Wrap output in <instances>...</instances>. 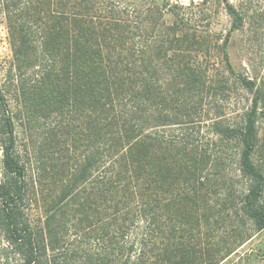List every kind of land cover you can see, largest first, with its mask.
I'll use <instances>...</instances> for the list:
<instances>
[{"label": "trees", "instance_id": "1", "mask_svg": "<svg viewBox=\"0 0 264 264\" xmlns=\"http://www.w3.org/2000/svg\"><path fill=\"white\" fill-rule=\"evenodd\" d=\"M135 1L0 0V264H222L264 231V77L233 69L229 34L211 62L191 18ZM235 84L252 97L233 115ZM37 114L59 121L28 176L16 124Z\"/></svg>", "mask_w": 264, "mask_h": 264}, {"label": "rangeland", "instance_id": "2", "mask_svg": "<svg viewBox=\"0 0 264 264\" xmlns=\"http://www.w3.org/2000/svg\"><path fill=\"white\" fill-rule=\"evenodd\" d=\"M134 2L137 8L141 3L135 0H126ZM150 1V0H149ZM161 9L164 20L167 24L174 21L173 15L183 14L191 18V24L203 37L207 48L211 46L218 48L224 43L225 37L229 34V41L226 52L233 69L246 76L256 79L257 73L264 77V0H206L204 5L194 10H180L168 7L162 0H154ZM226 4L234 6L241 15L242 26L231 31L232 21L227 14ZM211 62L220 63L221 56L216 52H210L208 57ZM12 62V51L9 44L8 32L5 23V15L0 9V89L6 87V76ZM15 74V72H12ZM231 93L228 96L227 107L233 115L240 114L243 109L249 106L251 94L241 89L238 84L231 86ZM13 105V104H12ZM16 111L17 108H11ZM35 115V119L30 126L16 124V135L22 148L26 149V158L28 161L27 174L34 176L33 171L36 167L38 157H45V150L48 152L54 150L48 144L47 132L56 122L58 117H50L42 121ZM1 147H0V173H1ZM255 164L257 162L264 168V121L258 125V147L253 154ZM40 208L33 207L30 216L34 220H40L46 215L45 208L39 204ZM69 243L75 248L79 245V239H75L71 233ZM222 264H264V231L255 235L251 241L240 247Z\"/></svg>", "mask_w": 264, "mask_h": 264}, {"label": "built area", "instance_id": "3", "mask_svg": "<svg viewBox=\"0 0 264 264\" xmlns=\"http://www.w3.org/2000/svg\"><path fill=\"white\" fill-rule=\"evenodd\" d=\"M168 7L180 10H194L200 8L206 0H162Z\"/></svg>", "mask_w": 264, "mask_h": 264}]
</instances>
